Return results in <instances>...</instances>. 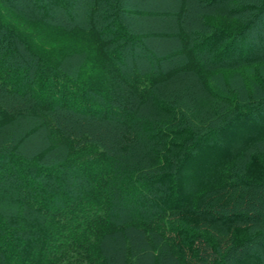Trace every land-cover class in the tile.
Here are the masks:
<instances>
[{"label": "trees", "instance_id": "16d2710c", "mask_svg": "<svg viewBox=\"0 0 264 264\" xmlns=\"http://www.w3.org/2000/svg\"><path fill=\"white\" fill-rule=\"evenodd\" d=\"M0 264H264V0H0Z\"/></svg>", "mask_w": 264, "mask_h": 264}]
</instances>
